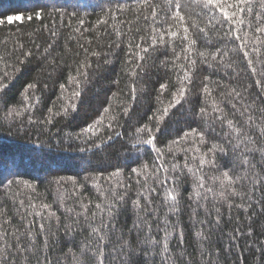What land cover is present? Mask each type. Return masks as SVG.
Returning <instances> with one entry per match:
<instances>
[{"label": "snow or ice", "instance_id": "1", "mask_svg": "<svg viewBox=\"0 0 264 264\" xmlns=\"http://www.w3.org/2000/svg\"><path fill=\"white\" fill-rule=\"evenodd\" d=\"M126 9L128 6L124 4H118L115 11L112 7L102 9L103 15L91 28L85 27L86 13L49 8L46 4H36L26 18L41 21L43 30L48 31L52 42L41 55L44 59L51 58L55 64L59 53L53 56L52 52L60 39V29L68 28L83 36L100 25L117 21V14ZM134 10L138 13L136 22L143 20L146 25L145 29L137 27L135 31L137 34L149 32V43H143L146 40L143 35L139 36L140 42H136L135 36H129L132 22H127V32L116 23L111 24L114 35L128 41L125 64L131 99L136 100L138 93L143 91L138 83L144 73L142 62L150 49L170 47L173 52L171 63L166 60L164 64L181 73L176 76L169 98L162 99L169 91V82L159 84L156 96L159 106L148 117L149 123L140 124L128 134L125 157L130 168L128 180L135 179V191L130 194L132 184L125 182L123 168H116L107 176L100 173L85 177L86 183L96 190L94 199L84 195L85 184L72 177L67 180L61 177L54 181L57 185V207L54 208L53 204L38 199V194L33 195L37 193L35 184L21 178L5 177L0 180L5 197L0 201V264H228L230 254L234 253L237 260L243 259L242 241L253 260L259 255L264 264V233L259 241L252 240L254 220L258 215L264 216V101L258 102L247 95V89L235 87L227 92L220 91L218 100L205 83L201 94L208 107L201 106L195 117L207 125L206 130L190 128L171 141L166 146L167 151L156 146L161 124L186 99L198 63L212 61L231 68L232 64L226 58L230 53L238 52L246 58L253 74L257 70L251 55H256L257 61L264 66V61H259L264 50V0H135ZM46 18L50 25L43 23ZM21 20V15H8L0 19V24ZM219 29H223L222 34ZM212 34L226 41L225 47H216L212 52L207 48L198 49V40L210 44ZM114 43L119 49L123 39ZM228 44L234 46L228 47ZM79 47L83 58L69 72L67 85H59L61 95L57 99L63 103L58 110H54V102L42 118L34 117L40 98L34 95L37 85L28 83L21 93L19 106H7L3 118L13 122L19 120L23 124L26 117L30 125L46 126L56 116H67L70 110H76L83 88L90 83L91 57L100 56L99 52H90L83 44ZM19 49L25 59L32 56L30 50H23V44ZM15 52L16 49L0 53V67L3 68L0 92L8 87V69L14 67L8 58ZM109 62L105 60V63ZM260 75L264 77V72ZM256 84L264 89V79H258ZM128 111L124 107L122 114L127 116ZM119 115L109 101L97 118L86 124L74 138L91 142L92 147H101L113 139L111 135L105 138L104 129L111 131ZM152 121H155V128ZM217 125L219 138L209 145L208 133L215 132ZM189 141L191 147H180ZM146 146L155 153L151 163L141 161L140 153ZM177 149L184 153L183 164L175 159ZM185 175L191 178L192 184L187 204L182 205L180 178ZM68 184L72 185L70 192L66 187ZM185 210L191 225V241L186 239V226L181 221ZM233 210L241 215L233 218ZM225 211L228 223L232 224L230 231L223 227ZM127 212H131V223L121 224L120 216ZM61 231L81 239L74 240L66 251L53 257L54 241Z\"/></svg>", "mask_w": 264, "mask_h": 264}, {"label": "trees", "instance_id": "2", "mask_svg": "<svg viewBox=\"0 0 264 264\" xmlns=\"http://www.w3.org/2000/svg\"><path fill=\"white\" fill-rule=\"evenodd\" d=\"M162 2V0H161ZM46 4L49 8L59 7L68 12L77 11L80 14H87L85 27L91 28L96 20L103 15L102 9L112 7L115 11L118 4L128 6L123 13H118V20L110 22L109 25H100L96 30L85 32L80 36L68 28L60 29V39L56 42L53 56H57L56 63L53 64L51 58L44 59L41 55L44 48L52 42L48 31L43 30L42 22L35 19L29 21L26 17L31 14L36 4ZM131 9V10H129ZM135 9V0H0V19H5L8 15H21L22 20L16 22H5L0 24V53L11 52L16 49L15 55L9 57L10 67L8 69L9 79L6 80L8 87L0 92V180L21 178L37 186L38 199L53 204L56 208L55 197L57 195V185L54 181L63 177L67 180L72 177L78 183L85 184L84 195L89 198L96 197V190L91 184L86 183L85 177L97 176L103 173L107 176L116 168H123V178L125 182L132 184L131 192L136 189L135 179L128 180L129 164L126 162L125 147L128 134L134 131V128L140 124L149 123L148 117L159 106L156 101L157 89L160 83L169 82V91L165 93L162 99L170 97L173 90V84L179 70H171L166 67L164 61L171 63L173 56L172 49L159 47L155 51L151 50L143 63L144 73L141 75L138 87L143 91L138 93L136 100H132L129 93V77L126 74V53L127 39L117 38L111 27L116 23L122 31L127 32V22H132V32L129 36H135L136 42L139 36L146 37L145 42L149 43L146 31L136 33V28L145 29L143 20L136 22L138 13ZM146 14V13H143ZM119 21L125 22L120 24ZM44 24L50 25V20L45 19ZM222 34L223 29H219ZM99 37V38H98ZM123 39L121 47H115V41ZM209 39L210 44L198 40L197 48H207L209 52L215 51L216 47H225L226 41L216 38L212 34ZM91 41V43H89ZM23 44L24 51H31L32 56L24 58L19 45ZM83 44L89 51H97L99 57H91L92 68L90 83L82 90V95L76 102L77 107L74 111H69L67 116H56L50 125H30L26 117L21 124L19 120L13 122L5 120L4 113L7 106H19L22 101L21 93L28 83H35L37 88L34 95L40 98V104L37 105L33 115L36 118H42L46 114L48 107L53 106L58 110L63 101L57 99L61 95L59 85H67L69 72L73 71L83 58V51L79 47ZM39 45V47H37ZM111 45V46H110ZM234 46L228 44V47ZM177 47V51H179ZM81 55L77 56L76 53ZM16 57H19L17 59ZM256 67V74L248 67L246 58L242 53L232 52L230 57L226 58L232 64L231 68L223 64L209 61V64L198 63L192 76V84L182 105L174 108L166 120L161 124V131L157 133L156 146L164 148L171 141L180 137L190 128L197 127L206 130L207 125L195 117V113L201 106L208 107L204 103L201 89L205 83L209 84L213 90V95L219 100V92H227L229 88L235 87L240 90L247 89V95L257 101H264V89L257 86L258 79H264L260 75L264 72V66L257 61L256 55H251ZM109 63H105V60ZM23 60V63L20 61ZM63 61V63H61ZM259 61H264V50H262ZM3 74V68L0 67V75ZM209 79H205V78ZM118 81L119 83H115ZM71 90V89H69ZM32 94L31 92L29 93ZM115 94V95H113ZM111 101L113 109L119 112V119L110 131L104 129L105 138L111 135L113 139L96 148L91 146V142L84 143L76 140L74 137L86 125L97 118L102 108ZM129 109L127 116L122 114V109ZM209 111L211 108L209 107ZM155 128V121L151 122ZM116 133H120L119 136ZM220 134L219 125L215 132L208 133V144L214 139H218ZM191 142L182 143L181 148L191 147ZM175 148V146H173ZM205 148L204 145H201ZM85 149L81 151V149ZM206 150V148H205ZM141 161L151 163L155 153L150 151V146H146L140 153ZM171 158V157H169ZM181 164L184 163V153L177 149L175 157ZM191 163V155H189ZM136 166V165H132ZM209 174L211 170L208 169ZM180 187L184 199L182 205L187 204V195L191 191L192 180L187 175L180 178ZM68 191L72 185L68 184ZM13 191L16 188L13 187ZM4 189L0 188V201H4ZM11 209V203H8ZM227 211H225V231H230L232 224L227 221ZM233 218L240 213L233 210ZM181 221L186 226V239L191 241V225L188 219V213L182 212ZM121 224L131 223V212L122 213L120 216ZM234 223V220H233ZM255 234L252 240L259 241L264 233V216L258 215L253 223ZM80 236L75 238L65 235L63 231L57 233L54 241L55 251L51 253L53 257L58 256L62 251H66L70 243L74 240L79 241ZM244 239H247L245 237ZM242 243L243 259L237 260L235 254L227 256L228 264L236 261V264H261L260 257L257 255L253 260L252 255L246 250V245Z\"/></svg>", "mask_w": 264, "mask_h": 264}]
</instances>
